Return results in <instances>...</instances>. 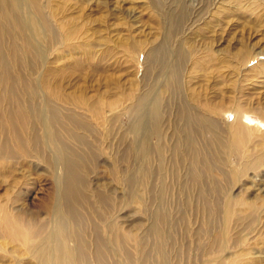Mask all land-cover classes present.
I'll list each match as a JSON object with an SVG mask.
<instances>
[{
  "label": "rangeland",
  "instance_id": "rangeland-1",
  "mask_svg": "<svg viewBox=\"0 0 264 264\" xmlns=\"http://www.w3.org/2000/svg\"><path fill=\"white\" fill-rule=\"evenodd\" d=\"M33 1L53 16V29L59 37L56 43L49 44L44 35L40 48L48 58L56 52L64 56L55 64H63L64 70L59 66L60 69L47 76L46 70L41 69L47 79L40 85H44L41 88L44 96L52 94L57 101L66 92L63 99L67 101L85 98L84 104H104L102 111L93 113L92 120L102 121L99 119L102 116L106 122L101 126L108 125L110 130H115L116 135L107 136V144L113 142V147L119 151L127 146L132 150L130 162L122 163L121 153L112 158V153L105 149V155L100 156L87 172L88 187L94 192L108 193L112 202V213L108 218L111 230L106 233L108 229L102 225L106 256L98 261L93 255L89 264H162V257L166 264H264V0H212V3L211 0H161L162 11L155 7L153 0ZM179 7L186 10L180 12ZM27 14L35 18L23 8L22 16L27 17ZM33 22L34 19L30 20L29 25ZM38 31L45 33L41 28ZM214 37L216 42H213ZM175 41L180 42L179 47L187 54L181 76L182 90L177 100L194 101L193 110L198 115L203 107L213 111L209 115L222 122L221 136L224 135L222 140L227 153L231 148L232 137L228 133L235 121V112L245 136L241 144L231 150L234 151L232 155L220 154V157L224 155V161L219 163H222L220 166L216 163L210 171L211 182L202 188L189 187L184 182L187 176L185 170L178 167L180 159L177 156L166 151L160 161L165 141L171 151L178 149V142L181 143L176 133L173 140H168L175 128L184 127L173 118L178 112L177 104L167 105L169 113L165 117L169 126L164 128L166 133L162 132V136L151 134L149 149L144 152L138 151L139 138L131 130L141 112L135 102L137 97L148 93L150 100L157 97L168 102L171 98L166 94L165 86L174 82L170 65L174 59ZM191 44L198 47V52L190 53ZM157 47L164 48L168 58L165 63L161 65L158 53H154L151 61L144 59V62L145 54L154 52ZM145 67L148 70L143 75ZM61 72L66 79L59 80ZM71 72H74L73 76ZM87 86L92 89L88 90ZM76 88L85 94L77 93ZM108 92L110 94L106 95ZM39 105L44 106L40 101ZM85 108L84 105L82 116L91 125L93 121ZM193 146L201 148L202 142L194 139ZM107 153L112 159L106 157ZM29 160H6L8 164L18 166V172L23 174L26 182L20 185L23 196L15 195L16 189L8 188L9 196L4 197V189L0 188V203L5 204L9 199L12 212H15L14 208L24 209L26 215L31 212L42 222L49 219L44 204L49 201V193L55 191L53 182L57 179L59 190L60 177L56 172L48 173L38 161L33 160V168L28 166ZM142 162H148L152 173L151 187L157 188L160 176L156 171L159 169L166 173L164 181L168 184L162 205L153 203L149 211L142 206ZM115 163L120 165L118 174L122 183L114 176L117 175L112 168ZM129 175L133 177V188L137 191V197L131 202L126 201L123 186V180ZM2 180L0 184L4 186ZM213 185L218 189L216 192L212 190ZM150 191L154 198L161 195L151 188ZM51 201L52 205L59 206L54 198ZM148 214L166 217V221L158 224L163 238H158L154 231L148 233ZM57 223L60 228L59 218ZM118 228L133 240L120 245ZM87 233V246L92 254L96 251L95 241L90 228ZM58 242L65 255L68 252L76 254L78 248L74 243L67 244L62 239ZM63 253L61 264H70ZM54 259L52 251L48 264H54ZM0 264L36 263L26 244L0 237Z\"/></svg>",
  "mask_w": 264,
  "mask_h": 264
},
{
  "label": "bare ground",
  "instance_id": "bare-ground-1",
  "mask_svg": "<svg viewBox=\"0 0 264 264\" xmlns=\"http://www.w3.org/2000/svg\"><path fill=\"white\" fill-rule=\"evenodd\" d=\"M152 3L160 11L164 8L161 0H153ZM23 8L28 13L33 14L35 18H32L33 16L29 14H27V17L22 16ZM179 10L183 12L186 9L179 7ZM52 17L43 11L41 5L33 0H0V179H3L1 182H4V186L2 183L0 184V188L4 189V197L6 194L7 197L9 196L7 193L8 188L16 189L15 193L14 191L12 193L18 196L22 194L19 191L20 185L26 182V178L21 176L23 174L18 172V166L8 164L6 160L17 158L30 159V165H28V162L27 165H32V168L33 160L38 161L42 163L44 170L47 169L48 173L53 171L60 177L59 190H57V179L53 182L55 191L49 193L51 194L49 195V201L44 204L43 209H45L46 213H49V219L42 220L41 222L39 218L35 217V214L28 212L27 216L24 209L21 210L20 208H14L15 212H12V203L9 202L8 198L5 204L0 203V237H8L11 241L26 244V247L30 248L32 259L36 264H48L49 255L52 251L55 253L54 264H61L63 247L60 246L58 241L62 239L67 244L71 241L78 248L76 254L73 255L71 252H68L65 255L63 253L68 258L70 264H89L90 258L93 255H95V260L98 261L106 256V247L102 243V225L108 229L106 233L111 230L109 229L108 218L112 213V202L108 193L102 191L94 192L88 187L87 172L100 156L105 155V149H108L112 153V158L118 157L119 153H121L122 163L130 162L132 150L127 146L119 151L113 147V142L112 144H107V136L112 137L111 134H115V130L113 131V128L110 130L107 127L108 125H105V127L101 126L106 122L105 119H101L102 116L98 115L102 121H97L96 118L92 120V117H94L93 113L98 112V110L102 111L105 107L104 104L97 103L93 106H91L92 104H84L85 98H76L77 100L74 99L75 101L73 98H70L72 100H70L71 102L68 100V102L67 99H63L66 92H64L65 94L63 93V96L61 95V90L60 95L62 97L59 96L57 101L51 97L52 94L44 96L41 89L44 88V85L43 87L40 85L43 81L46 83L47 79L42 75L41 69H44L43 71L46 70L44 74L49 76L50 72L54 73L60 69L59 66L62 68L63 64L60 65V62H58V64L60 63L59 65L55 64L64 57L63 53L56 52V55H51L48 58V55L43 53L40 48L44 35L47 36L49 44L56 43L55 41L59 40L58 34L53 29ZM33 19L34 22L30 26L29 21ZM38 27L41 30L43 29L45 33H40L41 31H38L40 29ZM166 31L168 30L166 29ZM29 33L34 35H30ZM198 42L202 44L206 43V41ZM213 42H216L215 37ZM179 44L180 42L178 41L175 43V49H173L174 59L170 65L174 82L165 86L167 90L166 94L171 95V98L168 99V102L157 97L150 100L148 99V93L137 97L135 102L140 107L141 112H139L137 119H135L136 121L131 126V130L139 138L140 149L138 151L144 152L149 149L148 141L151 134L161 135L162 132L166 133L164 128L165 126H169L168 119L165 117L169 113L167 105L172 106L177 104L178 112L173 115V118L180 121L175 119L177 123H183L184 127L175 128L174 133L168 136V140L169 142L173 140L176 133V136L181 138V143L178 142V149L171 151L172 148L165 141L160 161L165 156L166 151L175 157L177 156L180 159L178 167L184 169L187 176L184 182L189 187L197 186L202 188L211 182L210 171L214 169L216 163L220 166L222 163H219L224 161V155L220 157V154L233 153L234 151L232 152L231 150L236 149L245 136L242 134L243 126L239 125V117L237 112H235V121L231 123V129L228 133L232 137L231 140L229 139L231 148L230 153H227L222 140V136L224 135L221 136L223 132L221 130L222 122L220 119L217 120L210 117L209 114L213 111H210V108L208 110L203 107L204 109L202 108L200 115H198L193 110V104H196L194 101L184 98L180 99V101L177 100L176 97L182 90L180 86L183 84L181 82L184 68L183 62L187 56L182 48L179 47ZM71 48L70 51L73 52ZM155 49L154 52L149 51L146 53L143 60L147 59L151 61L155 57L154 53H158L160 55L159 61L163 65L168 59L164 48L157 47ZM189 51L190 53L194 51L198 52V47L191 44ZM162 68L163 66L160 67V70H163ZM69 69L72 70V67ZM61 70H64V68ZM73 70H75L74 67ZM146 70H148V67H145L143 75ZM72 73L74 74V72ZM61 79H66V76L62 72L59 77V80ZM74 79L72 80L74 81ZM66 84L68 85L69 83L66 82ZM50 85L55 84L50 83ZM78 88L80 90V87ZM89 88L87 86L88 90L92 89V87L91 89ZM79 90L76 88L77 93L82 94L83 90H81L82 92ZM68 91L69 94L70 90ZM108 94L110 92L106 95ZM39 101L44 106L41 107ZM84 105L86 106V112L90 113L88 117L93 121V125L86 122L82 116ZM240 118L241 120L243 119L242 116ZM89 119L86 118L87 121L91 122ZM259 123L255 124L258 125ZM225 135L227 138V133ZM119 139L121 142V138ZM194 139L202 142L201 148L193 146ZM131 141L132 139L129 140V142ZM120 142L116 141V143L122 144ZM104 144H107L106 148H104ZM107 156H109L108 153ZM109 158L112 159L110 156ZM119 167L120 165L115 163L112 168L114 173L117 174L114 176H118L116 180L122 183L118 174ZM156 173L160 177L157 188L154 189L149 184V178L152 173L149 170L148 162H145V164L141 163L140 174L142 178L140 191L144 194L142 206L148 211L149 206L153 203H159L161 206L164 202V197H166L165 192L168 185L164 181L166 173L160 169ZM133 184L134 180L131 175L123 180L126 201L131 202L137 197V191L134 190ZM150 188L161 195L158 198H154ZM212 190L216 192L218 189L213 185ZM53 198L54 202L59 203L58 207L54 203L52 205L51 200ZM227 216H229V211L227 212ZM57 218H59L61 223L60 228L58 227ZM147 221L148 233L154 231L158 238H163L158 224L166 221V217L163 214H157L155 217L148 214ZM48 226L49 229H46ZM89 228L91 229L96 246V251L92 254L89 252L87 246L89 237L87 229ZM118 231L117 238L120 245L133 240L132 236L124 235L119 231L120 234ZM140 252L142 251L140 250ZM162 260H164L162 264H166L164 257H162Z\"/></svg>",
  "mask_w": 264,
  "mask_h": 264
}]
</instances>
